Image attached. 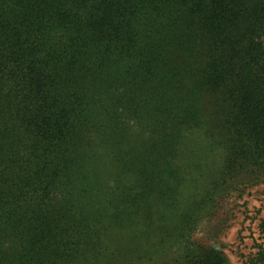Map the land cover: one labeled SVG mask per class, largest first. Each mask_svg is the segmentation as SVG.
<instances>
[{
  "label": "trees",
  "instance_id": "16d2710c",
  "mask_svg": "<svg viewBox=\"0 0 264 264\" xmlns=\"http://www.w3.org/2000/svg\"><path fill=\"white\" fill-rule=\"evenodd\" d=\"M188 133L264 177V0H0V264H227Z\"/></svg>",
  "mask_w": 264,
  "mask_h": 264
},
{
  "label": "rangeland",
  "instance_id": "374dc122",
  "mask_svg": "<svg viewBox=\"0 0 264 264\" xmlns=\"http://www.w3.org/2000/svg\"><path fill=\"white\" fill-rule=\"evenodd\" d=\"M186 137L189 148L197 149V153L191 160H184L191 169L184 197L201 196L206 188L210 193L204 197L206 207L194 221L187 240L221 253L227 264H253L258 246L264 245L259 230L264 218V177H244L221 190L214 189L211 180L218 166L214 153L201 148L203 143L197 134L188 133ZM178 252L176 247L173 255Z\"/></svg>",
  "mask_w": 264,
  "mask_h": 264
}]
</instances>
